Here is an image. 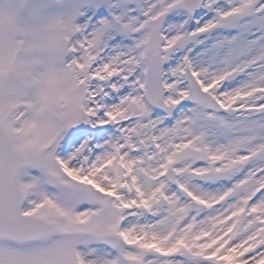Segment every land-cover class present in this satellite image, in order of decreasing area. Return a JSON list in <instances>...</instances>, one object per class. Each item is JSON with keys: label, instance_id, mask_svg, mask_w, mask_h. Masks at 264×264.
I'll use <instances>...</instances> for the list:
<instances>
[{"label": "snow or ice", "instance_id": "snow-or-ice-1", "mask_svg": "<svg viewBox=\"0 0 264 264\" xmlns=\"http://www.w3.org/2000/svg\"><path fill=\"white\" fill-rule=\"evenodd\" d=\"M0 264H264V0H0Z\"/></svg>", "mask_w": 264, "mask_h": 264}]
</instances>
